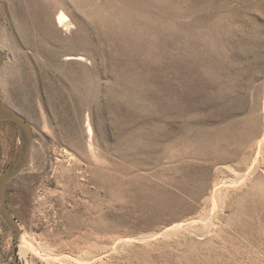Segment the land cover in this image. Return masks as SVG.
Returning <instances> with one entry per match:
<instances>
[{
  "label": "rangeland",
  "instance_id": "rangeland-1",
  "mask_svg": "<svg viewBox=\"0 0 264 264\" xmlns=\"http://www.w3.org/2000/svg\"><path fill=\"white\" fill-rule=\"evenodd\" d=\"M0 47L19 264H264V0H0Z\"/></svg>",
  "mask_w": 264,
  "mask_h": 264
},
{
  "label": "water",
  "instance_id": "water-1",
  "mask_svg": "<svg viewBox=\"0 0 264 264\" xmlns=\"http://www.w3.org/2000/svg\"><path fill=\"white\" fill-rule=\"evenodd\" d=\"M4 62L5 55L2 48L0 47V68L3 66ZM6 120L14 121L19 126L25 138L22 154L19 156L15 165L5 172V174L0 179V212L6 224L15 231L13 239L14 264H19L18 244L22 234V226L20 225L18 219L10 212L7 206L6 191L8 183L14 177H16L29 163L35 134L32 124L24 115L7 104H0V121Z\"/></svg>",
  "mask_w": 264,
  "mask_h": 264
},
{
  "label": "bare ground",
  "instance_id": "bare-ground-1",
  "mask_svg": "<svg viewBox=\"0 0 264 264\" xmlns=\"http://www.w3.org/2000/svg\"><path fill=\"white\" fill-rule=\"evenodd\" d=\"M68 19H69V17H68V15L64 12V11H61L60 13H59V15H58V17H57V20H58V23H59V25H61V26H65L67 29H70V26H71V22H69L68 21ZM241 41H243L244 43H245V39H241ZM248 41H249V39H248ZM250 42V41H249ZM262 43H263V41H262ZM74 56V55H73ZM88 130H89V134L90 135H92V133H93V129H92V126H91V124L89 123V125H88ZM22 151H23V147H22V150H21V152L19 153V156L22 154ZM17 157V156H16ZM21 225V224H20ZM175 229V228H174ZM170 230V229H169ZM26 233V232H25ZM24 233V234H25ZM24 234H23V231H22V234H21V236H20V240H19V242H20V244H21V246H22V249H23V251H25L24 249H27L28 247H31L30 246V243H28L27 241H26V239L24 238ZM30 237V236H29ZM157 237V236H156ZM28 238V237H27ZM31 239V238H30ZM132 240H133V238H132ZM41 247V246H40ZM35 248H37V247H35ZM51 254V253H50ZM50 254H48V256L50 255ZM50 257V256H49ZM53 257H55V256H53ZM63 257V256H62ZM59 259H61L60 257H59ZM52 260V259H51Z\"/></svg>",
  "mask_w": 264,
  "mask_h": 264
}]
</instances>
